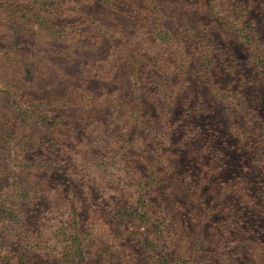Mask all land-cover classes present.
Returning <instances> with one entry per match:
<instances>
[{
	"label": "rangeland",
	"instance_id": "1",
	"mask_svg": "<svg viewBox=\"0 0 264 264\" xmlns=\"http://www.w3.org/2000/svg\"><path fill=\"white\" fill-rule=\"evenodd\" d=\"M0 264H264V0H0Z\"/></svg>",
	"mask_w": 264,
	"mask_h": 264
}]
</instances>
